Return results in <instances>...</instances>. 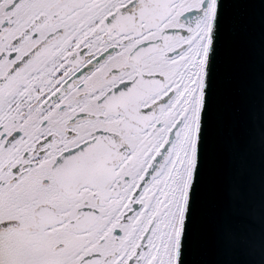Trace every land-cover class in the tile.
Returning <instances> with one entry per match:
<instances>
[{"label": "snow or ice", "instance_id": "6c2138e0", "mask_svg": "<svg viewBox=\"0 0 264 264\" xmlns=\"http://www.w3.org/2000/svg\"><path fill=\"white\" fill-rule=\"evenodd\" d=\"M227 3L0 0V264H264V72L252 207Z\"/></svg>", "mask_w": 264, "mask_h": 264}, {"label": "water", "instance_id": "95a60500", "mask_svg": "<svg viewBox=\"0 0 264 264\" xmlns=\"http://www.w3.org/2000/svg\"><path fill=\"white\" fill-rule=\"evenodd\" d=\"M221 70L238 134L244 136L247 129L254 130V140L237 161L234 175L247 204L256 207L261 187L262 157L258 114L261 75L264 72V24L258 8L233 4L232 0H228L221 41ZM214 191L217 199H222L218 186ZM239 219L241 223H250L244 217ZM214 257V251H210L207 256L198 252L192 259ZM233 258L244 259L242 255Z\"/></svg>", "mask_w": 264, "mask_h": 264}]
</instances>
